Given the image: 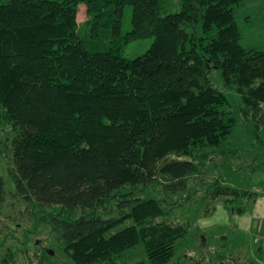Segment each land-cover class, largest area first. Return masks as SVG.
<instances>
[{
	"label": "trees",
	"instance_id": "16d2710c",
	"mask_svg": "<svg viewBox=\"0 0 264 264\" xmlns=\"http://www.w3.org/2000/svg\"><path fill=\"white\" fill-rule=\"evenodd\" d=\"M80 1L0 0L10 193L32 205L36 229L56 234L72 264H146L134 261L137 250L168 264L191 237L181 207L197 206V218L219 204L242 215L259 196L207 178L199 157L222 153L238 115L253 114L262 130L264 48L242 43L236 9L246 0H85L89 36L80 34ZM148 37L143 54H122L119 42ZM7 194L0 176V214ZM21 250L9 248L1 264H16ZM54 253L35 255L51 264ZM216 264L260 263L232 256Z\"/></svg>",
	"mask_w": 264,
	"mask_h": 264
},
{
	"label": "rangeland",
	"instance_id": "374dc122",
	"mask_svg": "<svg viewBox=\"0 0 264 264\" xmlns=\"http://www.w3.org/2000/svg\"><path fill=\"white\" fill-rule=\"evenodd\" d=\"M9 1L1 0L4 4ZM178 10L180 7L168 8V12ZM236 15L243 33L242 43L250 47L264 48V0H246L236 9ZM78 19L81 36H89L91 28L86 24L89 14L85 0L80 1ZM131 28L132 8L128 7L123 19V33ZM90 41L96 45H104L105 39L101 38L97 41L96 37H91ZM153 41V37H148L127 44L119 42V46L123 55L134 58L146 52ZM212 80L216 86L220 85V70H212ZM229 97L232 100L231 108L237 112V96L230 94ZM12 135L10 126L0 124V176L6 179L8 190L0 214V264L9 248L22 249L18 253L17 261L15 260L16 264H40L39 257L35 255L37 248L56 251L55 258L50 261L51 264H72L71 260L58 249L59 241L56 239V234L45 226L36 229V223L30 213L33 209L32 205L10 193L11 163L7 145ZM220 150L222 153L218 156L214 155L209 159L199 157L205 162L204 175L207 178H222L223 182L244 190L254 191L255 187L264 190V125L259 132L253 114H249L246 118L238 115L237 125ZM209 151H212V148H205L201 153ZM248 207L252 209L251 205ZM221 209L224 208L221 206ZM179 211L181 218H190L193 222L191 237L177 243L176 253L168 264H216L220 258L225 260L232 256L250 261L259 260L258 256L264 259V245L261 255H257L256 250L259 245L257 243L255 245L253 241V232L238 229L234 225L232 213L227 214L230 217L228 224L213 222L204 226L207 225L205 221L209 217L197 218V206L185 205ZM258 226L263 225L260 223ZM136 260H144L146 264H151L147 257L142 255L141 250H137L134 261Z\"/></svg>",
	"mask_w": 264,
	"mask_h": 264
},
{
	"label": "crops",
	"instance_id": "0c3cea01",
	"mask_svg": "<svg viewBox=\"0 0 264 264\" xmlns=\"http://www.w3.org/2000/svg\"><path fill=\"white\" fill-rule=\"evenodd\" d=\"M255 168H257V165ZM253 190L257 191L259 196L252 205V209H249L250 211L242 215L233 213V218L235 222L234 225H236L238 229L243 231L251 230L253 232V241L256 245L255 237L264 233V190H260L257 187H255ZM221 206L223 207V205ZM221 206L217 207V212L215 215L206 218L205 222L207 225L204 226L211 225L213 222H222L226 224L230 223V217L229 215L227 216L229 211L224 207V209H221ZM260 223H262V227L258 226ZM257 245H264V243H257ZM257 259H259L258 261L260 264H264V259H261L259 256Z\"/></svg>",
	"mask_w": 264,
	"mask_h": 264
},
{
	"label": "built area",
	"instance_id": "2783aa9c",
	"mask_svg": "<svg viewBox=\"0 0 264 264\" xmlns=\"http://www.w3.org/2000/svg\"><path fill=\"white\" fill-rule=\"evenodd\" d=\"M255 242L256 243H264V233L261 235H258L257 237H255Z\"/></svg>",
	"mask_w": 264,
	"mask_h": 264
}]
</instances>
